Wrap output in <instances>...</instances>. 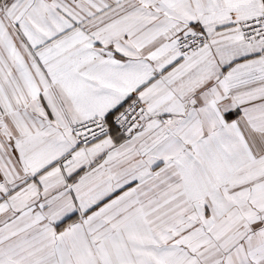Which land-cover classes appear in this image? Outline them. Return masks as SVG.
I'll return each instance as SVG.
<instances>
[{"label":"snow or ice","instance_id":"1","mask_svg":"<svg viewBox=\"0 0 264 264\" xmlns=\"http://www.w3.org/2000/svg\"><path fill=\"white\" fill-rule=\"evenodd\" d=\"M0 264H264V0H0Z\"/></svg>","mask_w":264,"mask_h":264}]
</instances>
